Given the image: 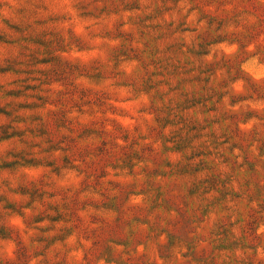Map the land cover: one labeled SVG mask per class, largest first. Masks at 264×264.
<instances>
[{
  "label": "rangeland",
  "instance_id": "obj_1",
  "mask_svg": "<svg viewBox=\"0 0 264 264\" xmlns=\"http://www.w3.org/2000/svg\"><path fill=\"white\" fill-rule=\"evenodd\" d=\"M0 264H264V0H0Z\"/></svg>",
  "mask_w": 264,
  "mask_h": 264
}]
</instances>
